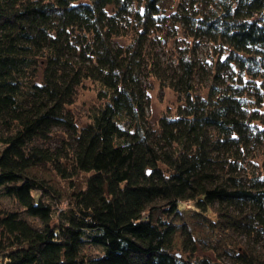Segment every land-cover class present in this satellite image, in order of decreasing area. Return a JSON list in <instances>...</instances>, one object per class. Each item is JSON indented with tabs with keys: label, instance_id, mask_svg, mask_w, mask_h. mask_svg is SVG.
I'll return each instance as SVG.
<instances>
[{
	"label": "trees",
	"instance_id": "trees-1",
	"mask_svg": "<svg viewBox=\"0 0 264 264\" xmlns=\"http://www.w3.org/2000/svg\"><path fill=\"white\" fill-rule=\"evenodd\" d=\"M159 1L0 0V191L20 208L0 216V264H213L192 256L186 226L174 252L177 225L153 219L185 202L262 243L241 245L238 264H264V0H190L170 17ZM168 18L213 43L208 68L150 48ZM150 78L181 96L156 127ZM85 80L104 102L78 128L68 106ZM54 129L69 140L52 150ZM48 162L63 178L90 173L55 223L49 187L26 173Z\"/></svg>",
	"mask_w": 264,
	"mask_h": 264
},
{
	"label": "rangeland",
	"instance_id": "rangeland-1",
	"mask_svg": "<svg viewBox=\"0 0 264 264\" xmlns=\"http://www.w3.org/2000/svg\"><path fill=\"white\" fill-rule=\"evenodd\" d=\"M190 0H160L159 8L163 14L170 17L173 13L180 10L183 3L188 5ZM121 43L128 42V38L124 37ZM196 42V43H194ZM152 50L159 52L162 60L170 66L175 64L176 56L180 53H192L193 58L198 62H203L208 68V64L213 62L216 54L213 53L214 45L206 37L194 40L189 36V31L183 24L172 21L170 18L163 24V29L158 36L149 42ZM202 73V71H200ZM204 72V71H203ZM201 81V82H200ZM260 82L259 79H257ZM195 86L205 84V80L201 79L199 74L193 78ZM148 92V108L147 115L149 122L156 127V123L162 115H175L178 104L181 103V96L167 86H162L155 78H150L144 82ZM100 85L92 80H85L78 87L75 98L68 107L74 117V121L78 128H81L90 121L93 111L100 106L104 100L99 98L98 93ZM205 88L198 89L197 93L204 95ZM69 140L68 136L61 129H54L51 137L44 144V147L55 150L62 145V140ZM260 162V161H259ZM29 176L43 180L49 187L52 195L47 194L44 200L50 203L53 209L52 222L58 221V217L73 202L74 194L85 187L86 180L90 173L77 172L71 178L61 177L53 168L51 163H42L26 169ZM20 210L16 202L2 194L0 191V216L4 212ZM153 219L167 217L178 229L173 239V251L178 252L182 247L181 226H186L191 232L195 240V250L192 254L194 258L207 257L213 264H238L237 251L241 245L256 244L243 235H232L229 231H225L218 227H213L207 218L215 219L214 214L206 212L204 215L196 212L192 203H181L179 211L171 215V218L162 212L161 208L153 209ZM30 223L40 225V221L36 218L26 216L21 213ZM1 232V231H0ZM239 232V231H236ZM261 242L256 244V249L261 250ZM85 255H97L101 250L97 246H85L83 249Z\"/></svg>",
	"mask_w": 264,
	"mask_h": 264
}]
</instances>
